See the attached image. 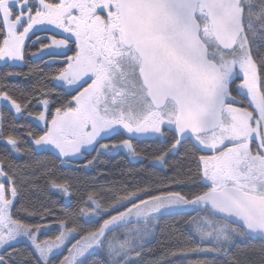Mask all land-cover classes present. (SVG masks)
Segmentation results:
<instances>
[{
	"label": "snow or ice",
	"instance_id": "snow-or-ice-1",
	"mask_svg": "<svg viewBox=\"0 0 264 264\" xmlns=\"http://www.w3.org/2000/svg\"><path fill=\"white\" fill-rule=\"evenodd\" d=\"M45 24L68 34L41 41L39 52L46 63L64 65L46 78L71 99L55 106L54 89L34 85L39 95L21 91L18 102L0 85V107L45 124L43 134L26 129L22 140L5 134L0 114L6 150L22 155V143H31L32 151H53L66 164L95 152L84 168L126 150L133 160L167 168L190 144L200 183L176 190L189 184L176 175L136 184L106 203L90 189L58 221L59 234L42 239L48 224L14 217L36 214L22 199L25 184L39 186L0 159V264H88L96 255L103 256L98 264H136L160 219L170 215L186 217L196 245L177 238L178 246L155 264H172L175 257L189 264H264V0H0L6 69L22 67L25 41ZM34 101L43 111L29 109ZM121 130L128 138L103 142ZM144 137L160 144L151 156L133 144ZM43 175L47 189L72 209L78 182L52 169ZM81 221L96 227L82 230ZM21 240L31 251L16 248ZM257 240L259 247L252 243ZM208 255L213 259L199 258ZM58 256L63 258L56 261Z\"/></svg>",
	"mask_w": 264,
	"mask_h": 264
},
{
	"label": "trees",
	"instance_id": "trees-1",
	"mask_svg": "<svg viewBox=\"0 0 264 264\" xmlns=\"http://www.w3.org/2000/svg\"><path fill=\"white\" fill-rule=\"evenodd\" d=\"M44 59L35 58L32 56V47L27 46L25 51V62L22 67L8 68L4 64L0 65V85H6V90L18 102L23 101L21 91L26 93L35 92L33 86L36 88L46 85L53 88L55 95L53 99L56 100L55 106H60V103L66 99H71L63 88L58 87L56 83L47 79L46 77L63 67L62 63L50 64L46 63ZM5 71H17L27 74V76L20 77H5ZM74 94V93H73ZM58 97V99H57ZM52 104L49 105V118L54 113ZM247 107V104L244 105ZM33 113L43 111L42 105L35 101L28 105ZM0 114H3L5 120V134H14L20 136L22 140L25 138L24 133L26 129H31L34 133L43 134V128L27 118H20L14 115V111H9L6 108L0 107ZM23 125L24 127H19ZM128 138L125 134L119 133L113 135L109 139H105L104 143H113L121 139ZM134 146L142 153L151 156L154 154L160 144L154 139L140 138L133 140ZM22 148L25 150L24 154H10L3 143H0V159L5 162H11L17 168V175L21 177H31L38 188H33L31 184L24 185L22 203L30 211L36 213L35 215H26L23 212L14 213L15 218H19L27 223H45L50 225V229L44 232L43 238H54L59 234L58 221L64 218L67 211H75L76 201L85 196V193L90 189H96L100 196L104 197L101 203H106L117 192H124L128 188L136 184H155L156 182H165L173 176H180L182 179L189 180L183 188L177 187L176 190L186 191L189 186L195 187L200 183L197 165L191 157V145H185L180 156H173L170 158L169 166L163 168L161 166H152L147 161L133 160L128 155L126 150H120L111 154H105L98 158L99 162L95 166L84 168L83 165L87 160L93 159L95 152L84 153L83 159L76 160L74 165L78 169L67 168L61 163L62 158H58L53 151H32L33 145L31 143H22ZM184 152H188V158L184 157ZM29 165L30 167H25ZM18 166V167H17ZM191 168V172L188 169ZM52 169L58 175L66 176L77 181L78 191L75 193L73 200V208L67 209L64 200L54 191H49L45 184L44 171ZM112 189L111 192L106 189ZM19 207V204L16 205ZM45 208L50 210L45 212ZM44 212V219L41 220L40 213ZM186 217L184 215H170L164 216L159 221V229L155 236L147 243L143 255L136 261V264H155L163 251L170 247L178 246L177 238L180 243H187L193 246L196 245V240L189 235L187 228L183 221ZM82 230H92L96 227L95 224L84 223L81 221ZM256 247L260 246V241L252 242ZM247 244V241L243 242ZM16 248L22 252L31 251V246L26 242H19ZM147 249H151L148 251ZM63 255H67L65 251ZM63 256L56 257V261L62 259ZM197 257H191L196 259ZM200 259H213L211 255L200 256ZM103 260V256L96 255L90 257L88 264H98ZM172 264H189V259L183 257L172 258Z\"/></svg>",
	"mask_w": 264,
	"mask_h": 264
},
{
	"label": "flooded vegetation",
	"instance_id": "flooded-vegetation-1",
	"mask_svg": "<svg viewBox=\"0 0 264 264\" xmlns=\"http://www.w3.org/2000/svg\"><path fill=\"white\" fill-rule=\"evenodd\" d=\"M37 29H34L35 34L33 35L32 33H30L29 34L30 35V39L25 41V51H26V47L27 46H31L32 47V56L33 57L39 58V59L48 60L47 55L41 54L39 52V49L41 47V41H43L44 43H47L48 42L47 38L50 37V36H52V35H56L57 38H61V37H66L68 34L63 33L61 30L56 29L54 26L47 25V24L37 26ZM37 37H39L40 40L37 41L36 43H32L31 41L37 40ZM0 42H2V41H0ZM71 47H72V45L70 44L69 45V48H71ZM34 53L36 55H33ZM67 55H73V52L69 50V51H67ZM42 56H43V58H41ZM240 99H243L244 100L243 106L245 104H247V106H248V102H247L246 99H244L242 97ZM120 133H123V134L126 135V137H128V134L124 130H121ZM144 138H147V137H144ZM80 159H83V157H81V158H79L77 160H80ZM72 164L74 165V163H72Z\"/></svg>",
	"mask_w": 264,
	"mask_h": 264
},
{
	"label": "rangeland",
	"instance_id": "rangeland-1",
	"mask_svg": "<svg viewBox=\"0 0 264 264\" xmlns=\"http://www.w3.org/2000/svg\"><path fill=\"white\" fill-rule=\"evenodd\" d=\"M1 64H4V62L3 61H0V65ZM43 107V106H42ZM14 111V110H13ZM32 121L33 122H35L36 124H38L39 126H41L43 129H44V127H45V124H44V122H40V121H36V120H34V119H32ZM50 126V125H49ZM157 166H159V165H157ZM50 226V225H49ZM58 227H59V225H58ZM51 227H49L46 231H48L49 229H50ZM20 242H26V243H28L29 245H30V242H28L27 240H21ZM31 246V245H30Z\"/></svg>",
	"mask_w": 264,
	"mask_h": 264
},
{
	"label": "water",
	"instance_id": "water-1",
	"mask_svg": "<svg viewBox=\"0 0 264 264\" xmlns=\"http://www.w3.org/2000/svg\"><path fill=\"white\" fill-rule=\"evenodd\" d=\"M65 167L67 168H73V169H78L77 166L73 165V164H66V163H62Z\"/></svg>",
	"mask_w": 264,
	"mask_h": 264
}]
</instances>
